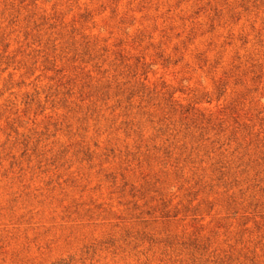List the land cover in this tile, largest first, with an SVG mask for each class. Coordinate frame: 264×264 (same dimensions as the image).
<instances>
[{
	"label": "rangeland",
	"instance_id": "rangeland-1",
	"mask_svg": "<svg viewBox=\"0 0 264 264\" xmlns=\"http://www.w3.org/2000/svg\"><path fill=\"white\" fill-rule=\"evenodd\" d=\"M0 264H264V0H0Z\"/></svg>",
	"mask_w": 264,
	"mask_h": 264
}]
</instances>
